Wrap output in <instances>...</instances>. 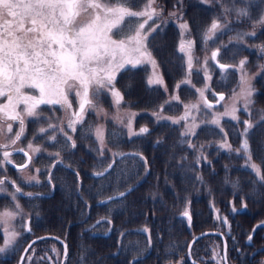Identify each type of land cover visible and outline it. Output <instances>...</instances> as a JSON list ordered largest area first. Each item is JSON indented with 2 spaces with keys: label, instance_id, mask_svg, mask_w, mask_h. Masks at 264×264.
Segmentation results:
<instances>
[{
  "label": "flooded vegetation",
  "instance_id": "1",
  "mask_svg": "<svg viewBox=\"0 0 264 264\" xmlns=\"http://www.w3.org/2000/svg\"><path fill=\"white\" fill-rule=\"evenodd\" d=\"M99 2L112 6L117 3V0H99ZM146 3L147 0H130L128 6L133 10L139 11ZM192 4L200 7H209L211 5L209 1L205 3L204 0H198V2L193 0ZM218 4L217 11L219 13L213 10L215 13L212 14L206 10L207 13H209L208 16L205 14H196L195 25L193 26L190 21L185 18L184 13V16H181L179 0H156L154 7H156L157 10H162V14L159 18L154 17V22L149 21L148 24L145 25V30L149 27H155L156 25L160 26V28L148 38L149 50L152 48L149 44V39L153 38V35H155L157 45L161 47L164 46V38L171 37V40H168L167 44L168 46H172V48L176 49V52L179 53L178 45L181 35L178 25L187 21L191 33L190 35H185L186 37H184V39L195 41L193 55H205L209 53V57H211V53L217 48H220V55L236 56L242 54L237 63H226L231 65H238L241 59H245L243 53L250 50L258 57L264 55L257 47L264 45V25L257 22L261 14L264 13V4H261L260 0H220ZM169 6H171V12L169 11ZM242 7L249 8L251 18L237 19L235 9ZM226 8L231 11L225 12L224 10ZM198 10L202 11L203 9ZM172 12H176L177 16H170L169 13ZM213 19H219L222 24L227 23L228 27L222 32H218L213 40H209L205 43L203 39L204 32ZM132 20L135 24L143 22L142 18H132ZM250 32H255L256 35H245V33ZM130 34L128 28L124 27L123 32L120 34H116L114 30L113 39H123ZM223 45H227V47L225 48ZM135 55L136 54H133V56ZM220 55L217 57V60L219 63H225L221 60ZM155 59L158 62L156 57ZM210 60L209 63L212 64L213 67L211 69V65H208L209 69L207 68V72L210 74L211 79L209 81L206 80V85L209 87L204 93V97L207 102L212 103L217 99L218 93H224L225 98L227 92L230 90L215 89L212 87V82L215 84H226L227 82L233 83L234 81V87L239 86L241 72L238 68L222 71L217 61ZM202 62L203 59L200 63L196 62L195 68L193 67V69L200 68ZM171 65L174 66L173 63H171ZM260 65H264V61L251 64L247 63L245 65V70L248 76L255 77L251 81L252 87L255 89L253 101L254 103H263L260 108L264 109V91L261 90L264 86V72H261ZM157 71L162 77L163 83L149 85L147 83L148 78L153 74V69L150 64H140L135 67L126 65L124 69H121L116 74L115 86L123 96V100L120 104L116 105L114 103V97L107 90L101 91L97 98H93L96 107L94 110L86 109L83 117V120L84 118L93 120L91 130L92 138L90 142H86L85 135L79 133L80 123L75 125V131L68 127L70 112L78 111L79 109V105L77 106L76 104L78 99L75 97L74 93L69 95V99L72 102L71 110H66L59 104L41 105L39 111L42 119L33 122L32 118H26L24 136L15 144H12L11 140L15 138L16 132L19 131V123L0 119V128L4 129L3 132H0V144L8 145L7 149H0V160L3 159V151L6 150L12 153L10 157L11 163H4L3 166L0 167V179L5 180L3 187L6 189V192L0 193V213L4 211L19 213L14 219L5 218L7 222L0 224V228L3 226L8 227L9 224H12L11 226H14V228H11L12 231L19 234L6 251H10L11 255L7 256L5 253H0V261L3 259L7 261L15 259L18 263L19 257L27 244L33 238L48 233L54 234L62 239L67 245L68 253V244L63 236L52 232L35 233L32 216L37 211H33L30 206H33V203L37 199L45 200L51 198L56 192L55 182L66 181L62 179L66 178L67 170L74 174L77 183H81L83 178L81 175L83 164L86 163L87 165L90 163L84 161L85 157L87 161L91 159L96 162H106L104 168L91 171L93 176L99 177L95 175V173L103 172L111 165V168H108V170L103 173L106 174L110 172L111 169L114 168L115 161L119 159L123 153L124 156H138V160L141 163L148 162L144 153L136 152L132 147L139 146L144 150L150 140L148 134H150L158 124L163 125L164 132H167L171 137L166 145H170L169 141H174L172 138L178 133L179 123H173V121L178 120L179 113L173 111V109L162 111V106L159 107L160 112L154 111L153 114L144 110L148 101V87L156 86L162 91L167 92L165 100L167 103H171V105L179 101V99H174V97L179 98L177 91L178 82H175L173 84V89L168 92L167 81L161 64H159ZM199 72L202 74L204 81L203 70ZM218 72L220 77H217ZM258 73L259 75H257ZM24 91L29 95H39L37 90H29L26 88ZM222 101L217 105H212L209 109L214 110V108L219 107ZM137 102H139V105H134ZM3 103H7L6 97L0 98V104ZM99 104H102L104 108L109 111V118L106 120L103 128V140L105 144L103 148L106 149L102 150L100 141L94 135L97 127V116L99 117V111L97 110ZM22 108L23 106L21 105L17 111H22ZM258 109L259 107L256 109V106L253 107V110L250 108V113L257 114V112L253 111H257ZM122 110L128 111L129 116L124 112L123 117L119 119L121 122H119L117 113ZM129 113L135 114L133 124L131 125L132 131L138 132L141 127H147L149 132L139 136H130L129 128H125L124 126V124H128V122L131 121V115ZM236 115L239 117V120H227L229 126H226V123L223 125L221 121L220 125L217 126L205 120L204 124L200 126L199 131L191 134L189 138V147L194 150L198 147V150H200L204 148L202 146L203 143L200 144L199 141L210 139L208 136L210 130L211 132L215 129L218 131L217 138L215 139V147L220 152V159L216 161L222 166L220 170L222 174L220 176L219 189L192 190L189 193L190 198H205L204 201L206 205L198 208L189 206V216L184 217L189 221L184 227L185 234L188 238L182 240L183 243L185 242V248L184 250H179L176 247H172L171 249L162 250L158 255L161 256V258L166 252L172 256L176 253L178 257L166 261L161 260L160 264H264V183L259 181L257 175L250 167V164L254 163L260 167L261 173L264 174V121L261 120L263 115L259 116L257 114L255 116H250L247 112L241 111V109H239ZM148 119H150V126L148 125ZM252 119H256L257 121L252 122L254 127L250 129L247 137L251 152V161L248 162L247 154L244 153L243 150L237 152L235 149L241 148L244 139V136L241 135L245 127L243 121L249 120L251 122ZM123 120L124 124L122 123ZM53 121L55 124H53ZM9 123L12 124V132L10 133L6 131L7 124ZM49 124L55 127L49 128L46 134H37L38 128H48ZM106 124L109 127L106 126ZM202 127H205L207 130L200 132ZM61 129H63V131H61ZM107 129L109 133L108 137H106ZM64 133H67V135L71 136L72 140L75 141V148L70 146L71 141L66 140ZM159 133H161V131H159ZM225 133L227 134L226 137L224 135ZM202 135L206 136L203 137ZM52 136L56 137L55 141L49 139V137ZM165 137L166 136L159 137L157 140H163ZM197 138L199 141L193 143L192 141ZM225 140L231 145L232 150L220 147V143ZM30 142L33 144V147H39L41 151L32 152L28 148ZM209 145L210 144H208V146ZM119 146L122 147L123 150L117 152V147ZM15 149H24V152L15 151ZM25 152L28 153V156L32 157L31 161L28 160V156L24 154ZM57 152L59 156L55 155ZM199 156L205 158L206 153L199 152ZM175 163H178V160H176ZM19 165H27V167L21 170L17 167ZM198 166L200 165L198 164ZM37 169H39V171H37ZM147 171L148 169L145 167L144 174L137 178L138 182L146 180ZM210 171L214 172L211 167ZM29 176H35L36 180L29 182L27 180ZM212 176L219 175L211 174L204 177V180H211L210 177ZM196 177L201 178L195 175V173L191 174V178L195 179ZM163 180L170 181L172 178H165ZM13 181L15 184L12 183ZM192 183L194 187V182ZM16 187H19L21 192L16 193V200H13L10 194L15 192ZM27 193H32L33 195H26ZM247 198H255L256 200L247 201ZM16 203H19L20 209L15 208ZM233 208L236 210L233 211ZM21 220L23 221V226L19 228ZM8 221L10 222L8 223ZM164 226L165 224H161L157 232L158 241L162 243ZM173 226L178 225L175 224ZM177 230L182 231V227L178 226ZM203 231L213 232L197 237L189 247L191 239ZM173 234L177 236V238L173 240V243L176 245L181 234H178V232H173ZM250 235L252 236L251 241L248 240ZM53 245L55 249H57V247L59 248V264L62 262V264H65L67 254L62 261L63 244L59 240L53 238H43L34 241L26 250L22 264L50 263L51 260L55 259V252L51 247Z\"/></svg>",
  "mask_w": 264,
  "mask_h": 264
},
{
  "label": "snow or ice",
  "instance_id": "2",
  "mask_svg": "<svg viewBox=\"0 0 264 264\" xmlns=\"http://www.w3.org/2000/svg\"><path fill=\"white\" fill-rule=\"evenodd\" d=\"M207 3V0H204ZM130 0H117L115 5L102 4L99 0H0V98L6 97L7 103L0 104V119L11 120L19 123V131L15 138L11 140L12 144L24 136L25 119L32 118L33 122L42 119L39 108L43 104H59L66 110L72 109V102L69 95L74 93L78 99V111H71L68 127L75 131V125L83 121L84 113L87 108H95L93 98H97L101 91L107 90L114 97V103L119 105L123 100L121 92L116 89V74L124 69L126 65L135 67L140 64H150L153 74L148 78L149 85L162 84L163 79L158 74L159 64L148 47L149 36L156 32L160 26L149 27L145 30V25L153 18H159L162 10L154 7L156 0H147V3L136 11L129 7ZM264 4V0H260ZM225 12L231 11L225 9ZM237 19L251 18L248 7L236 8ZM170 16H177L176 12L169 13ZM86 18V19H83ZM132 18L143 19L142 23L135 24ZM259 24L264 25V13L261 14ZM127 27L130 35L123 39H113V32L116 34L123 32ZM180 29L181 40L178 45V51L187 56V75L190 76L193 71V60L198 58L193 56L194 40H185V35H190L191 29L187 21L178 25ZM227 23H221L219 19H213L211 24L204 32L203 39L205 43L213 40L218 32L227 29ZM248 36H255V32L245 33ZM227 47V45H223ZM261 53H264V45L257 46ZM133 54H136L133 56ZM220 55V48L211 53V57H205L202 68L195 69L197 73L203 70L207 73L208 60L217 61L222 71L232 68H238L241 72L240 93H234V96L244 99V110H249V105L254 101L252 97L255 89L252 87V79L248 76L245 65L247 58L239 61L238 65L219 63L217 57ZM261 72H264V65L259 66ZM259 75V73L257 74ZM206 79L211 77L206 75ZM183 84H190L189 79L181 81ZM180 85L178 84L177 87ZM205 89H197L206 108H211L212 104L207 102L204 97ZM37 90L39 95H29L24 90ZM223 99V94H219ZM174 99H179L174 97ZM22 111H17L20 106ZM186 108L189 105H185ZM190 107L198 108L199 105L192 104ZM239 111L235 106L226 109L223 116H230L233 120H239L236 113ZM250 114V113H249ZM135 115V114H132ZM181 117L180 119H186ZM221 116L215 115L210 121L211 124L220 125ZM264 121V116L261 117ZM173 123H179L174 120ZM245 127L241 133L244 139L240 149L247 154L248 162L251 161L250 145L248 134L254 127L249 120L243 121ZM129 135L139 136L149 132L147 127H141L138 132L132 131L131 121L128 122ZM52 124L48 128L40 127L37 134H46L49 128H54ZM193 127H196L195 125ZM4 129L0 128V132ZM7 132H12V124H7ZM63 131V129H61ZM222 131V129H221ZM189 132H194L189 129ZM188 133H182L187 135ZM66 140L71 141V147L75 148L76 143L71 136L64 133ZM97 138L101 141L103 148V131L96 129ZM225 137L227 134H224ZM55 141L56 137H49ZM7 144H0V149H7ZM220 147L231 149V145L225 140ZM28 148L32 152H40L39 147H33L30 142ZM15 151L24 152V149H15ZM28 156V153H24ZM3 159L0 160V167L4 163H11L12 153L3 151ZM59 156V153H55ZM32 157L28 156L31 161ZM62 162V161H60ZM21 170L27 165L17 166ZM111 168V165L108 166ZM251 169L257 175L259 181L264 183V174L258 165L251 163ZM39 171V169H37ZM107 171V169H105ZM103 172H97L95 175L102 176ZM31 182L36 180L35 176L27 177ZM38 182V181H37ZM15 184V182H12ZM4 179H0V193L6 192L3 187ZM128 191H131L129 189ZM21 189L16 187L15 192L11 193L13 200H16V193ZM126 193L121 192L119 196L123 197ZM26 195H33L27 193ZM113 199L112 197L108 198ZM103 203V202H102ZM246 206V205H245ZM16 209H20L19 203L15 204ZM236 209L233 208V211ZM18 212L4 211L0 213V224L6 223L5 218L14 219ZM183 216L188 217L189 211L186 209ZM104 220L102 218L97 224ZM226 222V221H225ZM30 231V229H29ZM8 233V230L5 229ZM18 233L11 232L5 236L4 245L0 246V253H5L9 246L18 236ZM252 240V236L248 237ZM67 249L65 246V255Z\"/></svg>",
  "mask_w": 264,
  "mask_h": 264
},
{
  "label": "trees",
  "instance_id": "3",
  "mask_svg": "<svg viewBox=\"0 0 264 264\" xmlns=\"http://www.w3.org/2000/svg\"><path fill=\"white\" fill-rule=\"evenodd\" d=\"M192 1L179 0V9L181 16L185 14V18L193 26L196 14L208 16L209 13L206 10L212 14L219 13L217 9L220 0H207L211 7L194 6ZM196 1L198 2V0ZM198 9L203 10L199 11ZM169 11L171 12V6H169ZM168 40L170 41L171 37L164 38V46L161 47L157 45L156 37L153 35V38L149 39V44L152 47L150 51L158 59V63L163 66L168 92L173 89L175 82L180 85L177 88L179 101L171 105L165 100L167 92L156 86L148 87V101L144 110L153 114L154 111L160 112V106H162V111L173 109L179 115L183 114V117H187L182 119L183 124L184 121L187 124L190 119L188 112L193 109L190 106L198 103L196 101L197 89L204 84V81L202 74L197 73L195 69L190 76L187 75V56L181 52L177 53L176 49L168 46ZM243 54L249 64L264 61V55H260V58L252 50ZM240 55L221 54L220 58L225 64L237 63ZM193 56L198 58V63L202 61L203 54ZM196 62L197 60L194 59V68ZM210 65L213 67L212 64ZM187 78L191 81L190 84L181 83ZM234 83V81L226 84L212 82V87L218 90H229L234 86ZM261 90L264 91V86ZM262 104L254 103L256 109L259 107L257 111L261 110ZM134 105H139V102ZM185 105H189V107L186 108ZM241 111L249 114L250 108L248 111ZM257 114L250 113L249 115ZM149 120L148 125L150 126ZM256 121V119L251 120V122ZM92 122V119L84 118L83 122L79 124L78 131L85 135L86 142H90L92 138ZM53 124H55L54 121ZM106 126L108 125L106 124ZM226 126L229 124L226 123ZM108 135L107 129L106 137ZM162 136L166 137L163 140H157ZM209 137L210 139L207 140L199 141L198 138L193 140V143L198 141L200 144L203 143L204 148L198 150L197 147L194 150L189 147V138L182 135V128L178 125V133L172 138L174 141H169L170 145H166L171 137L167 132H164L163 125L158 124L148 134L150 140L144 150L139 146L132 147L136 152L144 153L148 162L141 163L138 156H124L123 153L115 161L114 168L99 177L93 176L91 171L104 168L106 162H96L91 159L87 161L85 157L84 161L90 163L83 164L81 183H77L74 174L67 170V179H62L66 181L55 182L56 192L51 198L37 199L33 206H30L33 211H37L32 216L35 233L52 232L66 239L68 253L65 264H160L161 260L177 258L178 254L176 253L172 256L166 252L167 254L165 253L162 258L158 255L162 250L172 247L184 250L185 242L183 243L182 240L188 238L184 227L189 221L184 218L182 213L186 209L188 210L189 206L198 208L206 205L205 198H190L189 193L192 190L219 189L222 166L216 160L220 159V152L215 147L217 137L214 135V131ZM208 144L210 145L208 146ZM121 150H123L122 147H117V152ZM199 152H205L206 157H200ZM176 160L178 163H175ZM145 167L148 169L147 181L138 182L137 178L144 174ZM210 167L214 172L210 171ZM192 173L201 178H191ZM211 174L219 176H212L211 180L206 179L207 181H205L204 177ZM165 178H172V180H163ZM192 182H194V187ZM129 189L131 191H128ZM125 191L127 192L123 197L119 196L107 202H101L106 197ZM254 200L256 199L247 198V201ZM173 209L175 210L173 211ZM102 218L104 220L97 224V221ZM161 224H165L163 243L159 242L157 238ZM175 224L181 226L182 231H178V226H173ZM144 226L148 228L149 235L143 231L142 227ZM173 232L181 234L176 245L173 240L177 236ZM0 264H17V261L3 259Z\"/></svg>",
  "mask_w": 264,
  "mask_h": 264
},
{
  "label": "rangeland",
  "instance_id": "4",
  "mask_svg": "<svg viewBox=\"0 0 264 264\" xmlns=\"http://www.w3.org/2000/svg\"><path fill=\"white\" fill-rule=\"evenodd\" d=\"M84 19H86V18H84ZM205 57H209V53H207V54H205V55H203L202 56V59H203V62H202V65H201V68H202V66H203V63H204V59H205ZM210 58V57H209ZM210 60V59H209ZM209 60H208V63H207V68H208V65H210V63H209ZM242 60V59H241ZM211 61V60H210ZM209 69V68H208ZM211 69H212V66H211ZM203 73H204V84H202V86L199 88V89H201V90H203V89H205V85H206V83H207V81L206 80H208V79H206V75H209L210 76V74L207 72H205V71H203ZM222 74H224V73H222ZM221 74V75H222ZM150 76H152V75H150ZM217 77H220V74H219V72H218V75H217ZM187 79H189V78H187ZM209 81V80H208ZM207 90H205V92H206ZM240 91H241V85H239V86H232L231 88H230V90L227 92V95H226V97L224 98V100L222 101V103L220 104V106L219 107H217V108H214V110L213 109H209V108H206L205 106H204V103H203V101H202V98H201V96H200V93H199V91H197V97H196V101L198 102L197 103V105H199V107L198 108H193V109H190V111L188 112V116L190 117V119H189V122L186 124L185 123V121H184V124H183V121H182V119H180L181 117H183V114H180L179 115V118H178V120H179V126H181V128H182V133H188L187 135H183L185 138H190V136H191V134H192V132H189V129H192V131L193 132H198L199 131V128H200V126L203 124V122L205 121V120H207V121H211L212 119H213V116H214V114L215 115H220L221 116V122H222V124L223 125H225V123H227V120H231V117L230 116H223L222 114L226 111V109H231V107H233V106H235L236 108H238V109H241V110H244V99H243V97H239V98H237V97H235L234 96V93H240ZM252 100H253V97H252ZM98 101V100H97ZM76 104H77V106L79 105L78 104V102H76ZM183 104H185V103H183ZM201 106V107H200ZM203 106V107H202ZM253 107H255L254 106V103L252 104V105H249V108H253ZM87 109H89V110H94V108H87ZM97 110L99 111V117L97 116V127H96V129L97 128H101L102 129V131H103V128H104V125H105V122H106V120H108V118H109V114H108V112L109 111H107V109L106 108H104V106L102 105V104H99V107L97 108ZM126 113L127 115H128V111H126V110H122V111H120V112H118L117 113V111H116V113H117V119H118V121L119 122H121V120H119L121 117H123V113ZM203 112V113H202ZM202 113V114H201ZM257 113H258V115L259 116H261V115H263L264 116V109H261V110H259V111H257ZM130 115H131V125L133 124V121H134V115H132L131 113H129ZM129 116V115H128ZM194 118H196V119H194ZM248 119V118H247ZM122 123L124 124V120L122 121ZM183 124V125H182ZM221 124V125H222ZM128 124H124V126H125V128H128V126H127ZM196 126V127H193V126ZM219 128V127H218ZM96 129H95V132H94V135H95V137L97 138V135H96ZM207 129H202L200 132H204V131H206ZM211 135V130L208 132V136H210ZM214 135H216V137H217V135H218V131L215 129L214 130ZM98 139V138H97ZM99 140V139H98ZM100 141V140H99ZM222 141V140H221ZM100 144H101V141H100ZM221 144V143H220ZM105 144H104V140H103V146H104ZM102 149H106V148H101V150ZM175 209H173V211H174ZM10 221H8V223H9ZM12 224H9L8 225V227L7 226H3V227H1L0 229V246H3L4 245V240H5V236L8 234V233H11V232H13L12 231V229L11 228H14V226H11ZM22 226H23V221L21 220L20 221V223H19V228H22ZM5 229H7L8 230V233H6L5 232ZM142 229H143V231L146 233V234H148V228L147 227H142ZM14 242V241H13ZM11 246V245H10ZM9 246V247H10ZM52 248H53V250H54V255H55V259L54 260H51V262L50 263H47V264H59V262H60V259H59V248L57 247V249H55L54 248V245L53 246H51ZM5 254L7 255V256H10L11 255V252L9 251V252H5ZM49 259V258H48ZM36 264H39V263H36Z\"/></svg>",
  "mask_w": 264,
  "mask_h": 264
},
{
  "label": "water",
  "instance_id": "5",
  "mask_svg": "<svg viewBox=\"0 0 264 264\" xmlns=\"http://www.w3.org/2000/svg\"><path fill=\"white\" fill-rule=\"evenodd\" d=\"M223 64H225V63H223ZM219 94H223V97L225 96V94L222 93V92L218 93V94H217V99H216L214 102L211 103L212 105H217V104H219V103L223 100V99H220V95H219ZM108 168H109V167H107L106 169L108 170ZM103 172H105V170H104ZM126 192H127V191H125L124 193H126ZM109 197L116 198V197H119V194H114V195L109 196ZM109 197H106V198L102 199L101 202H107V201H109V199H108ZM211 232H213V231H203V232L199 233L198 235L194 236V237L191 239V241H190L189 247H190L191 243H192L197 237H199V236H203V235H205V234H207V233H211ZM43 238H53V239H57V240H59L60 242H62V244H63V258H62V261H63V260H64V256H65V246H66V249H67V245H66V243H65L62 239H60L58 236H56V235H54V234H49V233H48V234H43V235H41V236H38V237L33 238V239L27 244V246L23 249V251H22V253H21L20 257H19V260H18V263H17V264H22L24 254H25L26 250L29 248V246H30L34 241L39 240V239H43ZM188 250H189V249H188ZM62 263H63V262H62ZM62 263H61V264H62Z\"/></svg>",
  "mask_w": 264,
  "mask_h": 264
}]
</instances>
